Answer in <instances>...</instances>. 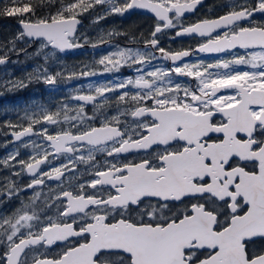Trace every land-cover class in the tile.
Instances as JSON below:
<instances>
[{
	"label": "snow or ice",
	"instance_id": "6c2138e0",
	"mask_svg": "<svg viewBox=\"0 0 264 264\" xmlns=\"http://www.w3.org/2000/svg\"><path fill=\"white\" fill-rule=\"evenodd\" d=\"M202 3L0 2V17L15 18L20 28L13 49L15 41L39 40L38 54L49 46L61 53L83 47L75 37L78 17L96 6H105L96 23L109 15L135 14L138 9L154 18L143 50L117 47L97 62L105 66V72L136 66L134 79L89 85L94 94L73 96L81 102L75 109L64 104L51 112L39 106L37 113L26 112L27 126L12 132L16 141L29 135H38L41 141L32 142L36 151L27 161L17 160L18 152L0 161L8 167H12L10 161L18 163L21 172L15 175L31 174L25 189L33 191L28 203L0 218V236L4 238L0 243L5 244L0 264H29V251L56 242L65 244L58 256L36 254L31 257L32 264H264V23L255 20L256 14L264 15V0H233L225 5L228 10L224 14L185 26V13ZM42 8H48L49 13L37 15ZM169 29H177V37L204 38L196 49L200 53L236 48L245 53L214 63H177L191 53L160 47V35ZM104 42L101 37L100 43ZM156 51L173 66L145 71L144 65L157 59ZM5 62L6 58L0 57V64ZM236 66L250 70H237ZM95 74L80 72L82 76ZM60 76V72L53 75L45 69L29 74V79L55 85ZM173 76L192 78L195 85L173 83ZM18 87L27 85L12 83V88ZM117 92L116 114L109 117L102 111L111 106L106 94ZM85 104H93L94 111L100 112L99 126L88 123L97 117L86 115ZM73 110L76 114L69 116ZM61 114L69 128L61 127L55 134L43 126L36 131V125L60 124ZM133 152L143 155L139 160L123 157ZM97 154L106 156L103 164ZM59 157L66 162L53 165ZM79 164L86 166L89 175L83 182L74 175ZM42 166L50 167L45 171ZM66 174H73L67 177V187ZM47 181L58 183L53 188ZM44 186L49 187L48 193L36 191ZM20 191L9 182L0 196L11 199ZM42 196L45 207L37 211ZM53 207L55 218L46 215Z\"/></svg>",
	"mask_w": 264,
	"mask_h": 264
},
{
	"label": "flooded vegetation",
	"instance_id": "af4514ba",
	"mask_svg": "<svg viewBox=\"0 0 264 264\" xmlns=\"http://www.w3.org/2000/svg\"><path fill=\"white\" fill-rule=\"evenodd\" d=\"M212 1L213 0H204L203 4L193 13L184 15L182 20L183 24L187 26L189 24L195 23L199 19L222 15L228 10L227 8L218 9L222 7V3L220 1L216 2V0H214L212 3ZM104 10L105 6H101L95 16L92 17V23L94 25L91 27V33L80 32L87 26L83 24L82 19L78 17L80 20V25L77 27L75 37L76 41L82 44L83 47L68 50L63 53L49 47L55 53V56L48 60L46 68L47 73L53 75L56 72L61 73V76L57 78V83L55 85H45L42 80L41 83L38 81V85H36L37 80L34 78L30 80L29 74L19 76L17 73L18 66L14 64V60L22 55L24 51L19 52L17 48L12 49L8 47L5 49L4 53L0 54V57L9 58L7 63L0 64V72L5 70L4 73H0V96H3L0 99V108L5 106L6 110L11 109V112L0 111V157H3V155L6 156L8 152L9 154L18 152L19 155L16 157V159L27 161L30 156L34 155L36 150L31 145L32 142L37 144L40 143V136L29 135L22 137L20 141H16L11 135L12 132L21 130L19 126H27L28 120L24 118L26 112L29 114L37 113L39 106H43L51 112H56L64 104H69L72 109H75L81 102L73 100V96L78 94H94V88L90 89L89 85H114L118 82L126 80L127 78L134 79L138 75V73L134 70L136 66L129 67L128 65H124L121 66L119 70L105 72V66L100 65L97 62L103 56L116 51L117 47H130L143 50L144 39L148 37V33L153 27L154 18L152 17V14L141 10H135V14L126 13L124 16L109 15L105 19L100 20L98 23L94 22L97 16L103 15ZM255 20L257 23H264V15L256 14ZM109 21L112 24H110ZM176 30L177 29H169L166 30L164 34L160 35V47H163L170 52L182 50L190 51L191 54L188 57H184L182 61H178L177 63H198L200 61H204L205 64H207L212 63L219 57L245 52L244 49L236 48L225 53L210 55L206 53H200L196 51V47H198V45L203 42L204 38L195 35L177 37L175 35ZM109 32L127 33L128 35H113L109 37L107 35ZM101 37H103V40L106 42L100 43ZM133 37H135V39H133ZM85 39H87V43H85ZM27 42L30 44L28 48L32 49L34 45L40 41L38 40L37 42H34L27 39ZM93 44L97 46L92 47ZM154 55L157 57V59L152 60L150 64L144 65L145 71L152 70L156 67L167 69L173 66V62L171 60L160 58L158 51L154 52ZM109 67L111 66L109 65ZM9 69H12V73H7ZM81 71H92L96 74L82 76L80 75ZM73 73H75V75H72ZM69 76L72 78L69 79ZM172 80L173 83H181L189 86L195 85V81L189 77L173 76ZM17 81H23L27 87L12 88V83ZM128 90L131 92L136 91L134 88H129ZM106 95L110 98L111 106H105L102 111L105 115L110 117L116 114L117 106L115 104V97L118 95V92L108 93ZM84 107L86 115H95L97 117L95 120L88 121V123L94 126H99L102 119L100 112L94 111L93 104H85ZM68 114L69 116H73L76 113L73 110L69 111ZM121 119L130 120L131 117H122ZM60 121L61 123L58 125H36V131L38 132L43 126L47 127L49 132L55 134L60 130L61 127L69 128L71 126L69 122L63 120V114L60 116ZM9 125H17L18 127L12 128L9 127ZM25 145H28V147H25ZM6 146H9V148H6ZM141 155H143V153L137 154L133 152L123 154V157H126L128 160H139ZM105 159L106 156L104 154H97V160L100 164H103ZM107 159L110 160L111 158L108 157ZM65 162L66 161L63 157H59L53 160L52 164L58 166L59 164ZM10 163L12 164V167H8L4 164H2V166H6L7 171L5 173H13L14 179H16L15 187L22 189V191L19 193L14 194L18 200L16 204L20 208L22 203H28L29 198L33 196V191L31 189H25V185L30 183L32 176L26 171L22 172L21 175H15L14 173L21 172V166L15 161H10ZM49 167L50 166H42L45 171H47ZM77 167L79 171L75 172L74 175L79 177L80 182L88 179L89 175L85 171L86 166L79 164ZM70 175L73 174H66L65 187H67L68 184L67 177ZM57 183L58 182L56 181L46 182L47 185L53 188L56 187ZM73 183L75 184L76 181H73ZM36 191L48 193L49 187H37ZM35 207L37 211L44 209L45 205L43 196L39 201H37ZM29 211H31V209ZM56 211L57 210L54 207L47 209L46 215L55 218ZM21 231L25 232L26 234L25 229H21ZM33 231H35V229H33ZM4 248L5 244L2 245L0 249V255L3 254ZM64 248V242H56L50 247L36 246L34 250H26L29 251L28 262L29 264H32L31 257L36 254L40 255L41 257H56L62 252Z\"/></svg>",
	"mask_w": 264,
	"mask_h": 264
},
{
	"label": "trees",
	"instance_id": "16d2710c",
	"mask_svg": "<svg viewBox=\"0 0 264 264\" xmlns=\"http://www.w3.org/2000/svg\"><path fill=\"white\" fill-rule=\"evenodd\" d=\"M2 2V0H0ZM217 2V1H216ZM213 3V1H212ZM101 6H96L94 9L90 10L87 13H83L79 17L82 19L83 24L88 25L83 32L91 33V27L94 25L90 22V18L94 17L95 14L99 11ZM219 9V8H218ZM220 9H223L222 7ZM52 12L56 11V7L53 6L51 8ZM49 13L48 8H42L38 10L37 15H46ZM110 22V21H109ZM110 24H112L110 22ZM115 24V23H113ZM122 24V23H119ZM118 24V25H119ZM20 31V29L17 26V21L15 18L10 17H0V54L4 53L5 49L12 48L13 49V38L16 36V34ZM90 41V40H89ZM21 43L22 41H15L14 48L21 49ZM35 61H40L39 59H35ZM41 90V89H36ZM12 174L11 173H0V191H4L7 188V185L9 182H13L12 180ZM18 200L16 199L15 195L11 199H9L6 195L0 196V218H3L5 216H11L19 206H17ZM3 229H0V232H2ZM4 239L2 236H0V240ZM4 245V243H0V249Z\"/></svg>",
	"mask_w": 264,
	"mask_h": 264
},
{
	"label": "rangeland",
	"instance_id": "374dc122",
	"mask_svg": "<svg viewBox=\"0 0 264 264\" xmlns=\"http://www.w3.org/2000/svg\"><path fill=\"white\" fill-rule=\"evenodd\" d=\"M216 1H220L222 3V8H226L225 5H230L233 2V0H216ZM89 23L92 24V18H90ZM86 26H88V25H86ZM80 32L84 33L83 30H81ZM29 45L30 44H29V42H27V38H26L25 40H22V43H21L22 48L17 49L19 52L24 51V53L22 55H20L16 60H14V62H15L14 64H16L18 66V72L17 73L19 74V76H22L25 74H30V73L31 74L32 73L37 74L38 72H43L47 68L48 60H50L51 57L55 56V53L50 48L44 49L43 54H38V52L40 50V42L36 43L32 49L28 48ZM244 53L245 52L230 55V56L226 55L223 57H219V58L215 59V61H213L212 63H214L220 59H225V60L232 59L234 56L243 55ZM45 55H47V60L45 59ZM36 58L39 59L40 61H38V62L35 61ZM236 67H237V70H250V69H247L246 66H236ZM4 71L2 70L0 73H4ZM7 73H12V69H9L7 71ZM40 83H41V81H40ZM36 85H38V81H36ZM2 97L3 96H0V99ZM0 111H4V112L10 111L11 112V109L6 110L5 106H3L2 108H0ZM6 148H9V146L8 147L6 146ZM8 151H10V150H8ZM9 155L10 154L8 152V154H6V156L3 155V157H0V161L6 160L9 157ZM2 164L3 163H0V173H5L7 171L6 166H4V165L2 166ZM11 174H12V178H13L12 180L15 183L16 179H14L13 173H11Z\"/></svg>",
	"mask_w": 264,
	"mask_h": 264
},
{
	"label": "water",
	"instance_id": "95a60500",
	"mask_svg": "<svg viewBox=\"0 0 264 264\" xmlns=\"http://www.w3.org/2000/svg\"><path fill=\"white\" fill-rule=\"evenodd\" d=\"M203 2H204V0H203ZM198 6H199V5H198ZM198 6H197V7H198ZM196 9H197V8H196ZM196 9H195V10H196ZM138 10H140V9H138ZM195 10H194V11H195ZM141 11L147 12L146 10H141ZM194 11H193V12H194ZM193 12H190V13H193ZM190 13H185V15L190 14ZM150 14H151V13H150ZM79 24H80V23H79ZM79 24H78V25H79ZM78 25H77V26H78ZM182 36H192V35H182ZM195 36H196V35H195ZM31 41L36 42L37 40H31ZM49 47H51V46H49ZM196 49H197V47H196ZM206 54H209V55H210V54H217V53H206ZM11 135H12V134H11Z\"/></svg>",
	"mask_w": 264,
	"mask_h": 264
},
{
	"label": "bare ground",
	"instance_id": "6f19581e",
	"mask_svg": "<svg viewBox=\"0 0 264 264\" xmlns=\"http://www.w3.org/2000/svg\"><path fill=\"white\" fill-rule=\"evenodd\" d=\"M202 4H203V3H202ZM202 4H201V5H202ZM201 5H199V6L197 7V9H198ZM78 19H79V18H78ZM17 25H18V23H17ZM79 25H80V24H79ZM79 25H78V26H79ZM18 26H19V25H18ZM78 26H77V27H78ZM37 41H38V40H37ZM37 41H36V42H37ZM67 51H68V50H67ZM159 54H160V53H159ZM8 61H9V58L6 57V62H5V63H7ZM5 63H4V64H5Z\"/></svg>",
	"mask_w": 264,
	"mask_h": 264
}]
</instances>
